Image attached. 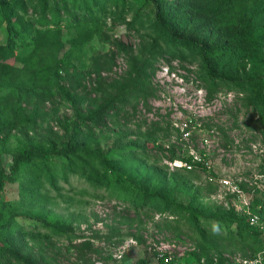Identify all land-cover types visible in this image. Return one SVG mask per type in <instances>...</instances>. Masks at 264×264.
<instances>
[{
    "label": "rangeland",
    "instance_id": "rangeland-1",
    "mask_svg": "<svg viewBox=\"0 0 264 264\" xmlns=\"http://www.w3.org/2000/svg\"><path fill=\"white\" fill-rule=\"evenodd\" d=\"M104 22L100 33L81 47L80 60L58 69L48 87L26 85L23 50L4 61L15 68L12 77L18 86L0 90L9 117L0 133L6 148L0 153V171L7 173L11 154L20 147L58 154L83 144L120 154L128 144L143 146L140 158L147 169L138 173L172 201L186 204L194 198L208 213L233 209L240 216L254 214L259 209L255 201L264 200L263 135L244 97L206 85L196 63L157 57L145 93L130 97L102 128L87 132L72 125L76 112L125 85L127 61L145 42L138 28L109 18ZM5 34L1 26L0 44ZM68 38L45 59L60 58L70 47L64 44ZM56 157V165L62 164ZM187 158L199 166L188 164ZM126 161L130 167L139 165L138 159ZM42 190L49 200L44 209L63 221V235H45L38 217H17L12 245L17 255L0 258V264H160L161 254L174 264H200L198 256L234 264L255 251L250 241L225 238L220 230L207 235L209 225L198 224L205 231L200 234L180 214L132 209L108 199L104 190L92 189L74 173L58 178L56 188L44 184ZM18 193L17 183H4L0 206L16 202Z\"/></svg>",
    "mask_w": 264,
    "mask_h": 264
},
{
    "label": "trees",
    "instance_id": "trees-1",
    "mask_svg": "<svg viewBox=\"0 0 264 264\" xmlns=\"http://www.w3.org/2000/svg\"><path fill=\"white\" fill-rule=\"evenodd\" d=\"M108 18L126 28H138L145 42L127 61L125 85L85 112H76L73 126L87 132L102 128L130 97L145 93L153 63L157 57H166L196 63L206 85L241 94L264 138V0H0V27L6 33L0 44V90L18 86L12 77L15 68L4 62L14 51L25 52L26 85L48 87L58 69L71 68L80 60L81 47L100 33ZM64 36L69 37L64 42L69 49L60 58L46 60L45 54L60 51ZM4 98L0 95V133L9 124ZM84 146L75 144L58 154L20 147L11 154L7 173L0 171V191L4 183H17L19 199L0 206V258L17 255L12 247L17 217H38L45 235H63V221L44 209L49 200L42 189L44 184L56 188L57 179L65 178L67 172L132 209L174 212L199 228L200 234L205 231L198 224H205L212 229L209 236L220 230L225 238L250 241L255 249L250 257L264 248L257 229L233 209L208 213L194 198L186 204L177 203L157 186L147 184L138 173L140 168L147 169L140 158H144L143 146L128 144L120 154ZM4 147L5 142L0 141V153L5 152ZM55 156L62 164L56 165ZM126 156L138 159L139 165L130 167ZM184 161L199 166L190 158ZM254 205L259 208L254 214L263 218L264 200H256ZM198 257L203 264H214ZM159 263L164 264L161 259ZM167 264L174 263L168 260Z\"/></svg>",
    "mask_w": 264,
    "mask_h": 264
},
{
    "label": "built area",
    "instance_id": "built-area-1",
    "mask_svg": "<svg viewBox=\"0 0 264 264\" xmlns=\"http://www.w3.org/2000/svg\"><path fill=\"white\" fill-rule=\"evenodd\" d=\"M184 166L187 170H190L191 168V166L187 164H184ZM243 215L248 224L257 229V231L259 232V237L264 245V224L262 223L261 219L257 215L249 214L248 212ZM160 258L164 264H167V257L161 254ZM200 264H203L202 261H200ZM234 264H264V248L257 252L254 256L237 260Z\"/></svg>",
    "mask_w": 264,
    "mask_h": 264
}]
</instances>
